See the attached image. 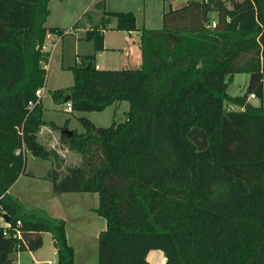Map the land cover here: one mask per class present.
Returning a JSON list of instances; mask_svg holds the SVG:
<instances>
[{
	"label": "trees",
	"instance_id": "1",
	"mask_svg": "<svg viewBox=\"0 0 264 264\" xmlns=\"http://www.w3.org/2000/svg\"><path fill=\"white\" fill-rule=\"evenodd\" d=\"M50 1L0 0V207L23 237L5 238L0 228V264L36 252L43 234L56 264H74L65 221L28 212L9 194L25 174L26 152L52 162L54 193L98 196V264H149L151 251L164 264H264V109L248 102L263 99L264 0L189 1L164 12L160 29H138L134 13L96 0L84 14L91 22L99 13L87 31L94 54L69 68L72 87L52 98L71 113L125 101L129 108L109 127L79 118L84 132L61 128L59 142L81 158L64 175L57 152L38 142L44 122L35 92L51 56L42 46L48 34H67L45 27ZM108 30L139 32V68L96 69ZM236 74L248 76L244 96L227 93Z\"/></svg>",
	"mask_w": 264,
	"mask_h": 264
},
{
	"label": "rangeland",
	"instance_id": "2",
	"mask_svg": "<svg viewBox=\"0 0 264 264\" xmlns=\"http://www.w3.org/2000/svg\"><path fill=\"white\" fill-rule=\"evenodd\" d=\"M91 0H53L50 3V15L47 18L45 27L61 28L67 33L59 37L49 34L48 50L51 51L49 65L46 72V83L42 89V121L45 129H51L55 134L60 135L61 128L66 127L68 131L84 132L79 118H86L97 127H109L113 122L121 123L125 120V113L128 111V102L118 103L116 107H109L103 112L71 113L67 110V104L62 102L56 104L52 98V91L68 89L73 85V76L70 67L85 61L86 57L94 54L93 41L87 39V31L97 23L99 13H93L91 22L84 17V14L91 9L88 7ZM188 1L194 0H107L105 5L108 11L132 12L137 18L138 27H151L160 29L161 14L170 9H178ZM87 7V8H86ZM112 8V9H111ZM81 19V20H80ZM80 20L78 29L72 26ZM116 32L106 35L105 43L109 45L121 44L123 39ZM113 53L107 52L104 55V70L131 69L112 62ZM98 62L95 59V62ZM137 69V68H136ZM248 76L236 74L229 81L227 93L229 96H244ZM249 99V98H248ZM248 102L254 107L262 106L264 109V83L263 99L252 97ZM236 109V107L227 106ZM117 108V109H115ZM41 127V128H42ZM45 135H40L38 142L45 148L51 149L53 145ZM60 161L59 173L64 175L69 167L79 165L81 158L67 147L58 145L55 147ZM52 167L51 161L37 160L31 153H25V174L15 182L10 195L15 198L22 207L32 213L45 214L50 209L53 215L65 221V228L69 243L75 251L74 264H98V236L105 229V220L89 211L93 202L79 201L78 194H57L52 191L51 183L46 179L48 169ZM84 195V194H80ZM87 196H98L96 194H85ZM65 196V197H64ZM62 198V199H61ZM43 244L36 252L21 251L12 255L14 264H56V250L52 243L50 234L42 235ZM155 256L152 261V256ZM149 260L153 264H159L161 258L165 260L160 251H152Z\"/></svg>",
	"mask_w": 264,
	"mask_h": 264
},
{
	"label": "crops",
	"instance_id": "3",
	"mask_svg": "<svg viewBox=\"0 0 264 264\" xmlns=\"http://www.w3.org/2000/svg\"><path fill=\"white\" fill-rule=\"evenodd\" d=\"M95 1L96 0H91L90 1V4L88 5V7L91 6ZM50 3H51V1L48 4V8H50L49 7L50 6ZM105 5H107V0H105ZM49 11H50V9H49ZM113 12H119V11H113ZM122 12H126V11H122ZM211 17H212V14H211ZM161 18H162V14H161ZM161 23H162V21H161ZM136 25H137V18H136ZM45 26H46V23H45ZM143 27L144 28H147V29H155V28H151V27H145V26H143ZM50 28H52V27H50ZM137 28L140 29L142 27H138L137 26ZM112 32H116L119 35H122L121 37H122L123 41H122L121 44L109 45L108 46L105 43L106 35L108 33H112ZM103 38H104V51L103 52H100V53H97L96 56H95V59L98 60V62L97 61L95 62L96 63V66L98 67V69L104 70L103 68H109V67H103L104 55L107 52H111V53H113L112 55H116V56H112V58H111L112 60L111 61L114 62V63H116V64H118V65H122L123 64L122 66H125L126 68H129L127 66H133V67H130L131 69H136V68H139L140 67V64H141V52H140V39H139V32L138 31H133V32L128 33V32H123V31L108 30V31H104L103 32ZM250 98L251 97H249V99ZM41 102H42V97H41ZM117 105H118V103L117 104H113L112 106L113 107H116ZM115 109H117V108H115ZM43 134L45 135V141H47V139H49L50 140L49 142H51L50 144L53 145L52 150H55L56 149L55 147L58 145L60 135L55 134V132L52 131L51 129H47L46 126H45V129H43V127L40 129V131L38 133V138H39L40 135H43ZM19 179H20V177L18 178V180ZM12 187L9 189V194L11 192ZM63 195H69V194H63ZM78 195L79 196L77 197V199L79 201H82L83 200L84 202H89V203L93 202V207L91 206L89 208V211L91 213H93L92 210L95 209L97 207V205H98L97 197L96 196H93V195L87 196L85 194L84 195L78 194ZM51 212H53V211L50 210V209L47 211V213H48V215H49L50 218L59 219V217H57V215H53V213H51ZM67 239H68V243H69V237L68 236H67ZM52 243H53V241H52ZM151 252L148 253L149 256H150V253ZM148 255H147V261L149 262V264H153L149 260ZM151 258H152V261H154L155 256L153 255ZM164 262H165V260H162L161 258L158 261L159 264H164Z\"/></svg>",
	"mask_w": 264,
	"mask_h": 264
},
{
	"label": "built area",
	"instance_id": "4",
	"mask_svg": "<svg viewBox=\"0 0 264 264\" xmlns=\"http://www.w3.org/2000/svg\"><path fill=\"white\" fill-rule=\"evenodd\" d=\"M48 40H49V34L46 35V39H45V43L42 46V50L43 51H48ZM96 69H98V67L96 66ZM264 82V79H263ZM35 96L37 98H41L42 97V90H37L35 92ZM251 97L253 98L254 96L251 95ZM30 107L34 106L33 102H30L28 104ZM70 105L67 104V110H70ZM2 198V196H0V199ZM4 212L2 210V208L0 207V228L2 229V236L5 238H12L18 241H21L23 243V237H22V233L20 230L21 224L20 222H17L15 226H13L12 224H10L9 222H6L5 218H4Z\"/></svg>",
	"mask_w": 264,
	"mask_h": 264
},
{
	"label": "water",
	"instance_id": "5",
	"mask_svg": "<svg viewBox=\"0 0 264 264\" xmlns=\"http://www.w3.org/2000/svg\"><path fill=\"white\" fill-rule=\"evenodd\" d=\"M208 16H209V18H211V12H209ZM66 100H68V98ZM63 134H65L66 136H70L71 132L68 130H64ZM4 218H5L6 222H8V218L6 216H4Z\"/></svg>",
	"mask_w": 264,
	"mask_h": 264
}]
</instances>
